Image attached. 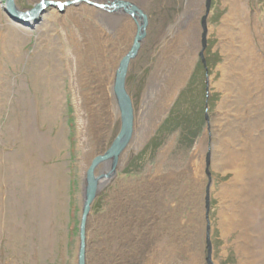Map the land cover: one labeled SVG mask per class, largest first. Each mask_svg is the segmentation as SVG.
<instances>
[{
	"label": "rangeland",
	"instance_id": "rangeland-1",
	"mask_svg": "<svg viewBox=\"0 0 264 264\" xmlns=\"http://www.w3.org/2000/svg\"><path fill=\"white\" fill-rule=\"evenodd\" d=\"M42 1L54 5L14 0L21 13L42 8L35 22H15L0 8V34L7 32L5 18L29 33L15 45L18 57L11 62L5 56L11 50L0 41V77L8 79L9 87L0 114V264H77L79 229L77 236L69 231L71 204L79 224L85 173L120 129L114 77L132 47L135 19L143 22L123 8L112 9L117 2L141 10L147 23L124 87L134 110L131 141L115 172L102 179L91 206L85 264H264L262 201L249 231L237 225L223 230L219 220L222 203L228 205L221 191L233 178L225 166L228 150L237 153L264 142L259 105H252L250 113L249 104L245 118L235 115L244 107L239 75L253 73L236 71L235 53L219 32L228 15L227 0L210 1L204 51L207 0ZM56 2L68 6L58 10ZM239 4L255 37L251 50L264 53V0ZM111 12L118 22L104 18ZM45 18H51L46 26ZM104 22L108 25L102 28ZM40 58L47 71L62 66L61 75H47L49 92L62 97L53 121L44 119L50 109L39 82ZM252 96L258 95L253 91ZM60 131L63 141L53 150ZM244 153L245 192L252 201L264 157ZM103 164L95 176L109 174L111 167ZM235 209L226 210L230 219L237 217Z\"/></svg>",
	"mask_w": 264,
	"mask_h": 264
},
{
	"label": "bare ground",
	"instance_id": "bare-ground-1",
	"mask_svg": "<svg viewBox=\"0 0 264 264\" xmlns=\"http://www.w3.org/2000/svg\"><path fill=\"white\" fill-rule=\"evenodd\" d=\"M38 3L39 4L41 3L40 5H42V3L45 4V2H43L42 0H38ZM56 3L59 4L60 2H56ZM61 3L64 4L65 2H61ZM98 4H100V3H98ZM226 4L229 5V11H228V15L222 21L223 25L220 28L219 32L226 37V39H227L226 41H227V45L229 46L228 47L229 50L235 53L234 58L237 60L236 71L241 73V74H244L246 72L248 74L253 73L252 75H239L240 79L242 81V86H241L240 91L238 90L239 91L238 93L240 96L243 97L242 105L244 107L242 110H238L239 112L236 111L235 115L236 116L240 115L238 118H245L246 116H245L244 112L247 110V106L249 108V104H251L250 108L252 110V111L250 110L251 111L250 113H252L254 111V107H252V105H259L260 106L259 111H262V109L264 110V75H263V72H264L263 71L264 70V53L260 52V50L259 51L256 50V47H254L253 50H251V48H250L251 44L253 45L255 37L252 34V29L250 28L249 15L242 8H240L241 6L239 4V0H227ZM14 6H15V4H14ZM66 6H68V5H66ZM66 6H62V8H60L58 5L57 9L58 10H65ZM2 7H3V4H1V2H0V8H2ZM38 7L34 8L35 10H33V9L31 11L29 10L30 15L26 16L25 18L28 20H34L33 22H35L36 18H38V17H40V15H42V8L41 7L38 8ZM99 8L101 9V8H103V6H100ZM111 8L115 9V10L120 9L118 7H113V6H111ZM111 15H114V14L111 12V13H109V15L105 16L104 18H106L107 20H110V21L112 20L114 22H118V19L116 20L115 17L112 16L110 18ZM136 17L141 19V17H139V16H136ZM50 20H51V18H45L43 20L44 26H46L50 22ZM5 22L7 24V30H6L7 32L0 34V36H1L0 41L2 43H4L5 45H7L9 50L12 51V52L7 51V54L5 53L6 54L5 56H7L8 60H10V62H11L18 57L17 56L18 53L15 50V49H17V47H15V45L17 46L18 45L17 42H19L20 40L23 41L24 39H27L29 37V33L26 32L25 30H21V28H19L18 24L15 23L17 21L14 22L12 20H9L8 18H5ZM20 22L24 23L22 21H20ZM134 22L137 24L139 29H141V27H143V24H142L143 22L141 23L142 25H139L138 24L139 22L136 19ZM103 24H101L102 28H103V26L108 25V22H104ZM237 44H239V47H237ZM56 48L57 47L54 48L55 52L52 51V55L55 57L54 58L55 62H57L56 59L58 57ZM240 55L242 58H244V60L246 59L245 60L246 63H244L245 61L243 60L244 64H242V59L239 57ZM44 57H45V55H44ZM241 64H242V67H240ZM246 65H249L250 68L245 69ZM60 66L55 65V67L53 69H50L49 70L50 72H49V71H47L48 68H47L45 62H43L42 58H40V75H41V78H40L39 82L44 87L43 102L48 100L46 103H48V106L50 109L48 114L46 112L44 113V119H46V120L49 119V121H53V120L59 118V112L58 111H59V108L61 107V104H62L61 103L62 97H60V94H57V93L53 94L52 92H49L50 91V89H49L50 82L48 81L49 79H48L47 75H55V76L61 75L62 74V66L61 67ZM8 91H9L8 79L1 76L0 77V98H2L3 100L0 101V114L3 111V108L5 106L4 103H5V100L7 98L6 93H8ZM253 91H255L256 94L258 95L255 99L252 96ZM116 102H117V100H116ZM227 104H228V102H227ZM147 106H148V103H146L144 105V107H142V108L146 109L145 107H147ZM117 107H118V104H117ZM226 108H228V107H226ZM144 109H143V111H145ZM243 121H245V120H243ZM255 121H256V123L258 122L257 119H255ZM247 122H249V121H247ZM238 123H240V122H238ZM251 127L254 129L255 124L253 123V125H251ZM61 132L62 131H60L56 135V138H55V141L53 144V150H57L61 146L60 143H62V141H63V133H61ZM242 135H244V133ZM22 137L23 136L21 135L20 138H22ZM25 143H28L26 138L23 139V145H22L23 147L25 146ZM246 150L251 151L252 154H254L255 156L256 155H263V157H264V142H262L261 140H257V143L255 142L253 144H250V145H248V147H246L245 149H243L242 151L237 152V153H234L231 150H228L229 153L227 154V158H225L226 159L225 160V163H226L225 166L232 172L233 178L231 179V181L227 185L223 186L222 191H221L222 201L228 200L227 206H225V203H222L223 208L220 211V219L219 220L221 222L220 224L222 225L223 230L224 229L225 230L230 229V227L232 225H235V226L237 225V227L239 229L249 231L251 229V226L254 223L255 224L257 223V221H256L257 216L261 213V207L260 208L258 207L259 200L262 201L261 204H264V174L259 176L260 184L254 186V188H253L252 193L255 195V198L252 199V201H250L249 196L245 192V187L247 188V185L245 186V183L247 180L243 177L245 175V172H246L244 170V156L243 155H245L244 152ZM105 153H106V151H105ZM91 164H90V166H91ZM101 164H103V163H101ZM107 164H109V166L111 167V162H106L103 165H105V167L107 168ZM96 169H95V171H96ZM95 171L93 173L94 176H95ZM106 171L107 170H103L101 172L104 173ZM111 172H112V170H110V172H108L109 174H107V173L106 174H100V175H96L95 177H97V178L99 177L100 183H101L102 179H105L106 175L110 176ZM100 183H98V184L100 185ZM260 196H263V197H260ZM247 200H249V201L247 202ZM236 202H241L242 205H244L246 203L247 204L252 203V205H250V206L244 205V207L237 208L238 212L234 211V213H236V216H237L235 218V220L237 218H240L239 222L238 221L236 222L234 219H230L231 217H229L226 213L227 209H235L234 204ZM83 204H84V202H83ZM82 208H83V206H82ZM237 209H235V210H237ZM250 213H252L254 215V217L250 216V219H248L247 214H250ZM261 214H263L261 217L262 218L261 219V222H262L261 228L263 229L262 234H261V236H262L261 238L263 239V243H262L263 248L262 249L264 250V213H261ZM81 216H82V210H81ZM87 220H88V218H87ZM232 221H234V222H232ZM251 222H254V223H251ZM79 223H80V218H79ZM86 223H87V221H86ZM78 226H79V224H78ZM78 229H79V227H78ZM249 244L252 246V242H250ZM84 246L86 247V241L84 243ZM85 255H86V248H85Z\"/></svg>",
	"mask_w": 264,
	"mask_h": 264
},
{
	"label": "water",
	"instance_id": "water-1",
	"mask_svg": "<svg viewBox=\"0 0 264 264\" xmlns=\"http://www.w3.org/2000/svg\"><path fill=\"white\" fill-rule=\"evenodd\" d=\"M210 1L207 0L206 5V16L202 20L203 30L204 34L202 36L203 38V51L206 47V21L209 13L210 8ZM54 5L53 3L46 2L44 6H50ZM43 6V7H44ZM113 7L123 8V10L126 12V14H129L131 17L139 16L143 20V27L141 29H137L136 35L133 40L132 47L130 48L129 52L126 54V56L121 61L120 65L118 66V71L115 74V80H114V87L113 92L115 95V99L117 100L119 114H120V129L119 132L113 140L110 148L106 153L102 156L96 157L91 163V166L85 173V182L86 187L84 189V204L82 205V216L80 217V223H79V249H78V256H77V264H85V246L84 243L86 241V221L89 217L91 212V206L96 199L98 190H99V184L100 178L94 176L95 169L101 164L106 162H111V174L116 169L117 161L119 160L121 154L123 153V150H125L129 143L130 139L132 137L133 129H134V110L132 106V102L130 98H128V94L125 90V84H126V76L128 71V64L131 60L135 59L138 51L140 49V44L142 43L143 39L145 38V29H146V23L147 18L144 15V13L139 10L138 8L130 5L129 3L123 2H117L112 5ZM5 13L8 14V16H11L16 21H22L25 22L28 21L25 17L30 15V12L27 13H21L16 10L14 6V0H5L3 9ZM35 10V9H34ZM32 13V12H31ZM203 51L200 54V57H203ZM204 62V61H203ZM202 62V63H203ZM109 177V175H106V178Z\"/></svg>",
	"mask_w": 264,
	"mask_h": 264
},
{
	"label": "trees",
	"instance_id": "trees-1",
	"mask_svg": "<svg viewBox=\"0 0 264 264\" xmlns=\"http://www.w3.org/2000/svg\"><path fill=\"white\" fill-rule=\"evenodd\" d=\"M170 117H173V114H170ZM174 118V117H173ZM185 126H187L186 123H184ZM184 126V131L186 130ZM152 145L150 146V149H152ZM74 173H72L71 175H73ZM74 185V184H73ZM77 211L75 210L74 206L71 204V208H70V216L72 219V227H70L69 231L71 234H74L75 236H77L78 233V228L76 227L78 225V219H77Z\"/></svg>",
	"mask_w": 264,
	"mask_h": 264
}]
</instances>
